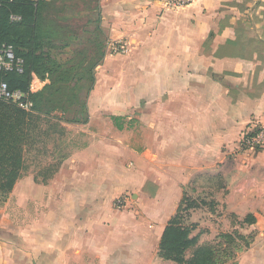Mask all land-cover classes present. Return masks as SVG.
<instances>
[{
  "label": "crops",
  "instance_id": "1",
  "mask_svg": "<svg viewBox=\"0 0 264 264\" xmlns=\"http://www.w3.org/2000/svg\"><path fill=\"white\" fill-rule=\"evenodd\" d=\"M100 14L106 54L88 121L63 125L68 154L45 177L28 167L35 141L23 147L0 205V264H175L157 256L159 218L186 186L217 180L218 208L254 218L235 263L264 264V149H239L252 120L264 127V0H100ZM126 197L133 211L117 210Z\"/></svg>",
  "mask_w": 264,
  "mask_h": 264
},
{
  "label": "trees",
  "instance_id": "2",
  "mask_svg": "<svg viewBox=\"0 0 264 264\" xmlns=\"http://www.w3.org/2000/svg\"><path fill=\"white\" fill-rule=\"evenodd\" d=\"M0 0V46H12L16 58L22 60V72H0V83L7 85L9 91H20L25 95V101L32 104L30 111L13 102L0 99V203H3L15 182L21 177L25 166L22 163L23 147H28L34 142V131L40 121L49 124L56 119V113H66L77 101L65 100L63 89L71 82V73L74 67L65 68L52 55V46L44 39L48 31L42 28L44 21L43 12L48 7H53L57 0ZM63 0L57 13L78 15L75 9L82 7L81 12L87 18L86 26H92L94 32H101L100 0H79L80 3H70ZM69 2V3H68ZM56 8V7H55ZM80 12V13H81ZM17 17L19 20H12ZM87 30L86 33L93 31ZM69 45H65L67 48ZM101 54L97 62L90 68V86L86 98L93 89L95 77L94 69L104 59ZM35 78L45 81V86L38 92L30 91V86ZM76 98V96H75ZM86 98L82 102L84 118L82 121H63L64 123L86 124L88 112ZM73 102H76L73 105ZM61 123V119L58 120ZM65 158L62 157L60 161ZM57 163L51 174L60 164ZM195 207L185 196L179 201L174 215L167 221L161 234L157 256L163 261L175 264H218L220 257L217 250L210 244L197 246L191 257L184 259V253L195 245V240L190 237V229L183 224V214ZM244 224L252 225L254 218L247 215ZM194 229V228H193ZM231 240L243 241L239 234L227 235ZM250 242L244 243L248 248ZM234 259V257H233ZM230 264H236L235 261Z\"/></svg>",
  "mask_w": 264,
  "mask_h": 264
},
{
  "label": "rangeland",
  "instance_id": "3",
  "mask_svg": "<svg viewBox=\"0 0 264 264\" xmlns=\"http://www.w3.org/2000/svg\"><path fill=\"white\" fill-rule=\"evenodd\" d=\"M47 1L52 2L51 0ZM62 2L63 0H57L53 7H48L44 10L42 28L48 31V37L44 41L50 43L53 47L51 52L55 59L60 64L66 65L65 68H75L71 73V82L68 83V87L63 89L62 93L65 96V100L72 98L77 103L73 102V105L76 104L66 113H56L55 116L57 118L51 120L49 124H46L43 120L38 123L40 133H37L34 137L38 150L35 153L29 152L26 156L29 162H32L28 165L29 169L42 175V177L49 175L60 159L68 154L66 129L63 125H75V123H64L63 121L83 120L84 115L81 105L90 86V68L98 61L102 53L106 54L107 32L101 27V24V32L99 33L94 32L92 26H86L87 18L81 12L82 7L80 6L78 10L75 9V12L79 11L78 15H71L67 12L57 13V9L61 8ZM75 2L80 3L79 0L70 1V3ZM87 30H92L93 32L86 33ZM65 45L69 46L65 48ZM121 54L123 53L113 55ZM102 62L99 65H103ZM118 62L120 61L118 60ZM98 66L93 71L94 75L99 70ZM42 82L44 87L46 82ZM85 111L88 112V109L86 108ZM59 119H61V123L58 121ZM37 157H40V159ZM220 183L219 180L212 182L202 181L198 184L188 185L184 189L183 196L189 202L194 203L195 206L183 214L182 223L190 229L192 228L190 237L195 240V245L184 253L183 257L185 260L191 257L197 246L210 244L218 252L220 257L218 264H230V262L235 260L238 250L244 248V243L250 242L255 236L254 232L247 233L245 231L250 226L244 224L243 219L245 217L239 221L235 215L227 214L223 208H218L219 203L216 201L218 198L214 197L213 193L220 189ZM126 200L122 206L119 203H115L116 209L119 211H133V208L127 207L126 209L123 207L126 204L131 206L132 201H137V197H126ZM174 213L173 211L168 214L169 216L163 214L159 218L160 224L162 222V224L166 225ZM132 214L135 215L139 224L142 218H145V213H141V209L138 207L137 211ZM166 217L169 219L165 222L164 219ZM226 219L231 224H225ZM231 234L241 235L243 241L231 240L227 237V235Z\"/></svg>",
  "mask_w": 264,
  "mask_h": 264
},
{
  "label": "built area",
  "instance_id": "4",
  "mask_svg": "<svg viewBox=\"0 0 264 264\" xmlns=\"http://www.w3.org/2000/svg\"><path fill=\"white\" fill-rule=\"evenodd\" d=\"M34 1V0H31ZM193 0H164L165 9H174L181 6L191 4ZM12 20H19L17 17H12ZM109 48L112 54L125 53L127 44L117 40L110 42ZM0 72H22V60L16 58L12 46H0ZM31 91V89H30ZM0 99L7 102L19 104L25 111H30L32 104L25 101V95L20 91H9L4 83H0ZM239 149L242 151H258L264 149V127L257 120H252L248 126L240 134ZM124 198H119L116 203L123 205Z\"/></svg>",
  "mask_w": 264,
  "mask_h": 264
}]
</instances>
